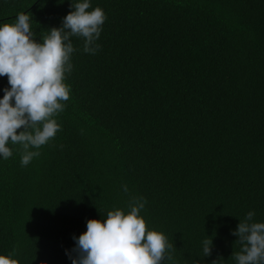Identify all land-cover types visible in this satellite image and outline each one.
Wrapping results in <instances>:
<instances>
[{"label":"trees","instance_id":"16d2710c","mask_svg":"<svg viewBox=\"0 0 264 264\" xmlns=\"http://www.w3.org/2000/svg\"><path fill=\"white\" fill-rule=\"evenodd\" d=\"M91 5L107 17L101 47L85 53L71 38L61 130L26 167L18 144L0 159V255L71 264L65 251L76 255L88 219L143 197L147 228L173 245L163 264H236L231 232L251 210L264 222V0ZM71 10L69 0H0V22L31 13L39 42Z\"/></svg>","mask_w":264,"mask_h":264},{"label":"clouds","instance_id":"9594fccd","mask_svg":"<svg viewBox=\"0 0 264 264\" xmlns=\"http://www.w3.org/2000/svg\"><path fill=\"white\" fill-rule=\"evenodd\" d=\"M69 7L72 10L61 26L48 29L39 42L31 13L19 12L14 23L0 22V77L6 76L10 86L0 89V159L11 157L10 145L18 144L20 165L26 167L61 130L55 117L70 98L66 74L72 71L71 57L77 51L71 38H82L85 53L95 55L101 47L97 41L107 19L104 10L92 8L91 0H69ZM122 189L127 192V185ZM145 203L143 197L133 198L127 212L116 208L103 219H88L86 231L72 237L71 252L76 255L65 251L71 264H163L173 245L163 232L147 228L140 215ZM255 215L254 210L247 212L231 232L241 246L232 254L236 264H264V222L255 221ZM201 243L207 257L212 240L206 237ZM0 264H19V260L12 254L0 255Z\"/></svg>","mask_w":264,"mask_h":264}]
</instances>
